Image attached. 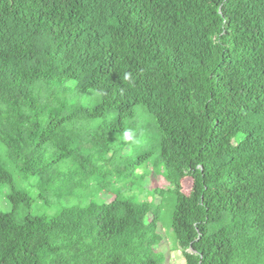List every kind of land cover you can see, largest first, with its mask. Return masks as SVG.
Here are the masks:
<instances>
[{
	"label": "trees",
	"instance_id": "1",
	"mask_svg": "<svg viewBox=\"0 0 264 264\" xmlns=\"http://www.w3.org/2000/svg\"><path fill=\"white\" fill-rule=\"evenodd\" d=\"M151 172L186 264H264V0H0V264H166Z\"/></svg>",
	"mask_w": 264,
	"mask_h": 264
},
{
	"label": "rangeland",
	"instance_id": "2",
	"mask_svg": "<svg viewBox=\"0 0 264 264\" xmlns=\"http://www.w3.org/2000/svg\"><path fill=\"white\" fill-rule=\"evenodd\" d=\"M163 177H159L156 174H154L153 172H151L147 178L145 179V189L147 192H152L153 190L156 189V191L160 190L159 192H163L166 191V193L163 195V198L161 199V201L157 198L154 199V201L156 203H160V204H156L155 205H161L160 206V222L158 224V233L163 237L164 239V243L162 244L161 247H159V251L162 253L164 259H165V263L166 264H186L185 263V259L183 257V254L180 250V248H178L177 243L175 241V237L173 235V233L170 230V218H171V213L173 210V206H174V201L172 196L167 192L169 190L168 187H166L164 181H163ZM191 180L190 179H186L183 182V191L186 195L189 194L190 192V188H191ZM118 188L115 189V192H118ZM162 194V193H161ZM101 199H105L107 200V202H111V200L113 199L112 195H106L105 193H102L99 196ZM3 196L0 193V208L2 211H9V206L3 205L1 204V200H2ZM147 199L148 201H153V197L151 196H147L145 194H143V196L141 197V199ZM6 204V203H5ZM51 212L42 207L40 212H35L33 211L34 215H44V214H50Z\"/></svg>",
	"mask_w": 264,
	"mask_h": 264
}]
</instances>
